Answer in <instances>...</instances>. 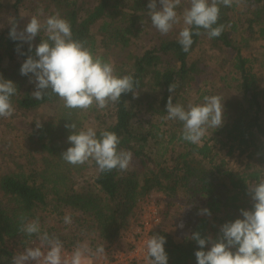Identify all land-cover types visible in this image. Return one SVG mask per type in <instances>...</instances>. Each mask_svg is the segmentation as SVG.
<instances>
[{
    "label": "trees",
    "instance_id": "1",
    "mask_svg": "<svg viewBox=\"0 0 264 264\" xmlns=\"http://www.w3.org/2000/svg\"><path fill=\"white\" fill-rule=\"evenodd\" d=\"M149 2L0 0V77L17 88L11 97L13 107L23 113L45 105L53 109V117L31 131L33 150L39 151L35 170L26 173L25 166L18 165V172L0 176V264H11L16 245L24 250L39 241L35 235L19 230L22 223L38 219L41 232L52 236L53 228L43 217L47 209L58 217L66 209L80 212L93 221L102 241L113 243L128 229V219L151 193L173 198L182 192L192 213L186 223L187 237L177 243L162 225L151 233L165 238L167 264H196L194 253L201 249L191 239L193 233L215 240L223 224L242 219L241 209L251 210L248 185L264 179V88L253 72V61L242 55L241 45H248L251 38L264 41V0L220 5L217 26L224 25L222 34L209 39L200 29L201 35H193L194 43L187 53L178 43L179 31L158 44H147L153 30ZM238 6L242 8L237 12L240 20L232 14ZM178 7H190L189 0H181ZM160 8L157 0V10ZM23 11L30 17L23 16ZM56 13L70 23L73 39L87 41L93 55L105 61L110 58L117 76L132 75L139 82L137 98L132 93L122 94L118 104L81 111L66 109L50 90L43 99L32 96L36 90L34 77L31 73L22 76L20 68L28 56L37 58L35 49L47 34L41 30L29 51L28 42L10 38L11 20L16 21L20 32L33 16L43 24ZM203 45L211 51L209 62L221 68V74L211 82V64L203 57H194ZM227 53L233 56L227 58ZM260 62L264 69V53ZM196 81L202 83L203 90L193 100L189 90ZM170 84L177 85L173 93L168 91ZM219 86L224 93L219 92ZM148 88L151 93L146 92ZM170 95L174 104L185 109L190 104H202L205 96L219 95L223 99L222 126L208 128L199 144L184 141L182 122L167 119ZM88 118H92L98 138L103 131L117 134L121 141L118 149L132 153L131 167L100 172L94 161L91 167L95 175L77 190L74 176L87 171L88 162L73 166L61 158L67 137L72 134L65 125L75 123L78 132ZM203 209L210 215L202 214ZM57 238L63 248L74 249L81 244L71 236Z\"/></svg>",
    "mask_w": 264,
    "mask_h": 264
},
{
    "label": "clouds",
    "instance_id": "2",
    "mask_svg": "<svg viewBox=\"0 0 264 264\" xmlns=\"http://www.w3.org/2000/svg\"><path fill=\"white\" fill-rule=\"evenodd\" d=\"M235 2L240 3V0ZM189 3L190 7L183 10L182 16L176 11L181 0H159L162 6L159 10L157 0H150L147 5L151 23L161 35L168 34L182 19L185 26L179 31L178 43L185 53L189 52L194 43L193 35H201L200 29L206 31L209 39L222 34L224 25L217 26L220 5L231 7L233 0H189ZM39 14H43V9L39 10ZM11 23L10 38L28 42L29 51L31 41L41 30L47 34V39L41 40L35 49L37 58L28 56L20 68L22 76L31 73L34 77L36 90L32 96L35 99H43L50 90L59 97L66 109L86 111L93 106L103 110L110 104H118L122 94L132 93L133 98H137L139 82L132 75L117 76L114 64L93 55L86 46L87 41L73 39L70 23L61 18L59 13L48 17L43 24L33 16L20 32H17L14 19ZM176 87V84H170L169 93H173ZM16 93L14 83L0 77V118L13 115L15 109L11 97ZM222 101L219 95L205 96L202 104H190L185 109L180 104H174L170 95L166 104L167 119L182 122L181 138L184 141L199 144L208 128L217 129L222 126ZM36 126L41 127L39 122ZM65 127L72 133L67 137L72 146L61 154L65 162L78 166L90 160L95 161L100 172L128 169L132 153L118 149L121 141L116 133L103 131L98 138L91 127L78 132L75 131V123L66 124ZM247 194L252 201L251 210L241 209L240 215L243 218L223 224L215 240L211 237L201 238L199 233L192 234L191 239L201 249L194 253L196 264H264V179L249 184ZM202 214L210 215V212L203 209ZM21 220H24L23 216ZM64 222L71 224V217L65 216ZM19 230L29 236L35 235L39 246L27 248L23 253L15 255L11 264H85L90 255H102L105 252L103 246L97 247L95 253H92L86 245L78 244L70 259H64L62 241L49 236L47 232H41L38 219L22 223ZM165 243L161 235L148 238L147 264H167ZM206 245H210L207 251L203 250Z\"/></svg>",
    "mask_w": 264,
    "mask_h": 264
},
{
    "label": "rangeland",
    "instance_id": "3",
    "mask_svg": "<svg viewBox=\"0 0 264 264\" xmlns=\"http://www.w3.org/2000/svg\"><path fill=\"white\" fill-rule=\"evenodd\" d=\"M233 2L236 3L235 0H233ZM183 10V7L182 9L177 7L176 9L178 15L181 16ZM238 11H242V8L240 6H238L232 14L240 20L241 18L238 16ZM22 15L26 18L30 17V14H27L24 11L22 12ZM184 26L185 25H183L181 19V22L179 24L174 25L173 29L168 34L161 35L159 31H157L152 25L153 30L148 36L147 44H158L159 41L164 40L174 31L182 30ZM241 36L242 34L236 36L237 41L241 40ZM245 37L246 35H244L243 38ZM251 39L252 40L249 41L248 45H241L242 55L250 58L253 61V72L258 78L260 86L264 88V69H262V67L260 66V57L264 53V41H259L258 39L253 40V38ZM227 54V58L233 56V54ZM194 57H203V59L208 61V64H211L209 62L211 57V51L206 45L200 46V49L196 51ZM108 61L111 62L110 58H108ZM210 67L214 74L212 75V77H210L211 82L212 79H217L218 75L221 74V68L220 65H213V63L210 65ZM194 86V88L189 90V93L191 94L193 100L197 98L198 91L200 89L203 90V85L200 81H196L194 83ZM146 92L151 93L150 88H148ZM219 92H225L223 91L222 86H219ZM225 94L230 95V92H226ZM262 104L264 105V101H262ZM52 117V106L45 105L39 108L37 111H31L27 113H23L21 111H14L11 117L0 118V176L11 173L13 171L18 172V165L25 166L26 170H23L26 173H31L35 170V168L37 167V165L35 164L37 163V159L39 158V151L35 149L33 150L32 143L30 140L31 131L37 127L36 124L38 122L40 124L48 122V120H50ZM262 117L264 118V113L262 114ZM92 121V118H88V121L85 124V127H83L84 129L82 130H87L89 127L93 128L94 125ZM71 146L72 145L70 143L66 142L63 148L66 151L67 148ZM93 162L94 161L91 160L88 162L87 171L74 176L77 190L81 189L84 183L90 182L92 177L95 175L96 171L91 167V164ZM151 195L156 199L158 208H156V210L160 211L161 213L162 226L174 238L177 243L182 242L188 235L186 223L188 222L190 215H192L191 208L188 205V199L182 192L178 193L173 198H167L164 194L158 192L151 193L150 196ZM140 204L133 212L132 216L128 219L129 227L128 229H126V231H124V233L127 231H131L136 225V222L139 220ZM45 211L46 213L43 217L46 219V222L49 225L48 227L53 228V231L50 232L52 236H60L61 238H68L71 236V240H74L75 243H77L78 240H81L80 245H86L92 250V253L96 251V249L93 250L94 247L103 246V244L106 243L99 238L97 227L95 226L93 221L87 218L86 216L82 215L80 212L71 209H66L64 210V214L61 217H58L56 215H50V211L48 209ZM65 216L71 217V224H65ZM212 225H214V222H211V227ZM212 231L210 230V232ZM209 236H211V233L209 234ZM11 247L13 248V246ZM18 247L19 246L16 245V247L14 248L15 255L23 253L25 251V249L20 250ZM31 247L32 244H30L28 248Z\"/></svg>",
    "mask_w": 264,
    "mask_h": 264
},
{
    "label": "built area",
    "instance_id": "4",
    "mask_svg": "<svg viewBox=\"0 0 264 264\" xmlns=\"http://www.w3.org/2000/svg\"><path fill=\"white\" fill-rule=\"evenodd\" d=\"M156 208V199L149 195L140 204V217L134 228L122 234L115 242L104 243L105 252L102 255H90L85 264H147L146 242L152 231L162 225L161 213ZM31 244V248L37 247L39 241ZM74 250L75 248H63L62 257L70 259Z\"/></svg>",
    "mask_w": 264,
    "mask_h": 264
}]
</instances>
